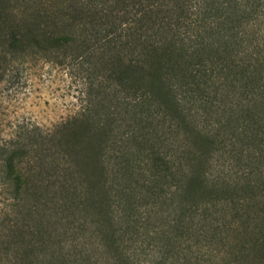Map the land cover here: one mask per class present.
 <instances>
[{
	"label": "trees",
	"instance_id": "obj_1",
	"mask_svg": "<svg viewBox=\"0 0 264 264\" xmlns=\"http://www.w3.org/2000/svg\"><path fill=\"white\" fill-rule=\"evenodd\" d=\"M65 51L92 59L99 93L51 130L28 128V144L20 127L0 138V264H80L62 243L67 238L75 249L87 229L66 227L54 241L43 223L48 205L64 211L84 199L96 216L95 246L106 248L109 264H139L119 250L112 228L114 207L123 203L134 228L135 208L125 201L133 185L173 203V230L187 212L192 234L208 206L245 203L209 173L217 129L212 134L191 117L204 119L217 104L229 122L238 111L258 124L264 0H0V82L11 72L8 54ZM113 194L119 199L110 204ZM234 221L228 226L240 227L242 238L221 250L222 260L230 252L231 264H264V212ZM166 238L165 251L146 264H173Z\"/></svg>",
	"mask_w": 264,
	"mask_h": 264
},
{
	"label": "rangeland",
	"instance_id": "obj_2",
	"mask_svg": "<svg viewBox=\"0 0 264 264\" xmlns=\"http://www.w3.org/2000/svg\"><path fill=\"white\" fill-rule=\"evenodd\" d=\"M26 53L15 59H11L10 54L5 57V61L9 63L6 68L11 72H7L0 82V138L20 127L24 133L23 144L30 141L25 136L28 128L35 126L42 131L51 130L78 113L88 101H94L99 93L96 85L100 79L96 78L92 59L82 62L75 58L76 52L65 51V57L62 54L55 56ZM9 79L12 81L10 85L6 83ZM99 97L102 98L100 94ZM256 98L260 99V95ZM225 108L229 109L228 106ZM224 113L222 107L216 104L207 110L206 118H191L199 127L212 134L217 129L209 173L214 179L222 178L236 187L234 202L238 198H246L245 203L234 205L228 199L223 205L208 206L204 212L205 218L199 219L195 225L197 231L192 234L188 229L190 224L187 212L182 217L181 228L175 231L169 224V220L176 214L173 203L170 205V201L162 195L150 196L141 188L140 191L135 189L133 185L134 195L127 197L125 201L135 208L134 228L126 225V216L130 212L128 208H123L124 203L121 207H114L116 210L113 212L115 218L112 228L119 250L128 254L135 262L146 264L152 256H160L165 251L164 238L169 236L173 247L170 253L173 264H229L232 261L230 252L223 260V253L221 256L220 252L242 238L240 227L238 230L236 227H229L232 220L240 225L246 217L261 216L264 212V130L259 129L264 125V106L258 108L255 115L258 118L257 125H252V120L238 111L233 114V121L230 123ZM221 125L222 128L219 129ZM137 181L140 182V178ZM247 183L256 185L257 188L250 190L246 187ZM49 195L58 196L53 192ZM254 196L257 201L251 200L249 203V199ZM118 199L113 194L110 204ZM76 200L71 208L68 205L67 208L64 207V211L59 210V205H48L49 208L44 211L46 218L43 220L47 233L54 236V241H59L60 234L65 232L66 227L78 234L86 228L87 237L77 235L75 249L68 247L69 244L65 241L67 238H64V250L70 254L78 253L74 258L78 259L80 256V264H109L110 260L104 254L107 252L106 248L97 249L95 246L100 237L96 234V223L91 224L96 221L93 208L89 209L82 198ZM89 234H92L90 238ZM67 236L70 237L69 233ZM84 255H87L89 261L81 262Z\"/></svg>",
	"mask_w": 264,
	"mask_h": 264
}]
</instances>
